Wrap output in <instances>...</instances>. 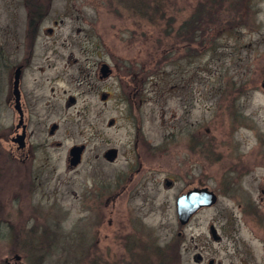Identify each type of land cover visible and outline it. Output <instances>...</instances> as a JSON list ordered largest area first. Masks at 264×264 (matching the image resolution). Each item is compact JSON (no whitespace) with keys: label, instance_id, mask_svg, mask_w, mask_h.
Returning <instances> with one entry per match:
<instances>
[{"label":"rangeland","instance_id":"374dc122","mask_svg":"<svg viewBox=\"0 0 264 264\" xmlns=\"http://www.w3.org/2000/svg\"><path fill=\"white\" fill-rule=\"evenodd\" d=\"M27 6L48 7L44 27L61 20L55 38L69 40L61 51L75 53L77 36L87 48L78 47V88L72 64L59 106L71 132L66 147H89L81 167L57 163L25 201L0 200V264L16 250L26 264H264V0H0V38L12 35V21L24 29ZM113 59L145 62V147L137 158L125 126L108 127L117 112L102 101L112 89L99 64ZM69 94L78 104L66 110ZM8 116L3 109L2 138ZM110 146L120 151L115 164L94 159ZM129 159L143 166L138 188L102 182L126 171ZM195 187L218 200L181 225L176 199Z\"/></svg>","mask_w":264,"mask_h":264},{"label":"flooded vegetation","instance_id":"af4514ba","mask_svg":"<svg viewBox=\"0 0 264 264\" xmlns=\"http://www.w3.org/2000/svg\"><path fill=\"white\" fill-rule=\"evenodd\" d=\"M27 8L28 6L25 8L27 20L24 29L17 20L15 23L12 21L10 27L12 35L8 33L7 36L0 38V120L3 109L9 114L7 133L4 138L0 137V200L12 195V200L16 203L19 201V196L22 201L26 200L29 190L42 182L41 177L45 172L56 173L60 168L56 167L57 163L63 164L67 170H77L81 167L89 147L88 141L74 142L66 147L65 140L71 137V132L63 130L62 110L59 106L61 84L66 82L67 70L72 64L76 66L74 82L77 83L78 88V47L80 52L85 53L87 48L82 47V43H78L77 36L72 39L75 53L66 54L61 51L60 49L66 48L69 41L58 42V38H55L61 20L54 19L52 27H44L42 25L48 7L33 6L29 10ZM41 34L45 35V40L40 39ZM47 39L50 42H47ZM100 46L101 43L98 42L97 51L101 50ZM99 78L109 79V88L112 91H102L101 98L104 104L113 103V108L117 112L115 117L108 120V127L116 128L121 124L125 126L130 134L127 143V147H130L129 154L137 158L139 147L141 145L145 147L143 111L146 101L145 62H134L130 59H125L122 63H117L114 59L110 62L102 61L99 64ZM77 104L78 96L69 94L65 98L63 107L71 110ZM80 115L81 113L78 112V116ZM76 146L81 149L78 159L74 161L71 151ZM61 150H65L66 154L61 155ZM110 150H115L113 156L107 155ZM93 157L112 165L119 160L120 151L119 148L110 146L101 152H96ZM132 163L134 161L131 162L129 159V168L126 171H115L109 176L105 175L102 182L108 187L129 186L133 190L138 188L140 185L138 176L143 166L140 164L135 167ZM145 181L144 173L142 183ZM169 181L171 183L167 187ZM163 184L171 189L174 187V180L166 177ZM202 188L204 187L192 189ZM21 206L25 212L29 210L26 205ZM0 208L2 209L1 204ZM23 216L33 219V212L24 213ZM48 242L50 240L37 247L47 248L50 245ZM20 248L23 250L25 245ZM27 249H35V247L32 245ZM18 251L16 250L13 257L5 259L4 262L26 264Z\"/></svg>","mask_w":264,"mask_h":264},{"label":"water","instance_id":"95a60500","mask_svg":"<svg viewBox=\"0 0 264 264\" xmlns=\"http://www.w3.org/2000/svg\"><path fill=\"white\" fill-rule=\"evenodd\" d=\"M106 68V67H105ZM81 147H74L71 151L74 156V161L78 159V154ZM115 154V150H110L107 155L113 156ZM170 181L166 185L170 186ZM218 200L217 194L210 190L209 188L202 189H192L187 191L186 193L180 195L176 199V213L181 225H186L189 223L191 218L204 207L213 206ZM210 234L214 240L219 241L221 237L218 235L216 228L212 225L210 226ZM203 258L200 254H196L194 256L195 262H202ZM209 264H214V261L211 260Z\"/></svg>","mask_w":264,"mask_h":264},{"label":"trees","instance_id":"16d2710c","mask_svg":"<svg viewBox=\"0 0 264 264\" xmlns=\"http://www.w3.org/2000/svg\"><path fill=\"white\" fill-rule=\"evenodd\" d=\"M204 6L205 4L202 3ZM207 10V9H206ZM203 12H206L205 10H203ZM209 12V11H208ZM199 13L201 14V10L199 11ZM202 15V14H201ZM201 15L200 16H195V21H197L199 18H201ZM202 19V18H201ZM198 25V24H197Z\"/></svg>","mask_w":264,"mask_h":264}]
</instances>
